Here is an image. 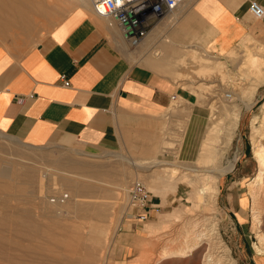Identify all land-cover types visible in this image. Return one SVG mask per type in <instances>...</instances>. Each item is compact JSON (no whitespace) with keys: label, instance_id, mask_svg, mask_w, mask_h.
Instances as JSON below:
<instances>
[{"label":"rangeland","instance_id":"obj_1","mask_svg":"<svg viewBox=\"0 0 264 264\" xmlns=\"http://www.w3.org/2000/svg\"><path fill=\"white\" fill-rule=\"evenodd\" d=\"M38 1L60 10L47 17L34 14L31 17L33 27L29 30L13 27L10 33L0 34V45L6 50L22 52L35 46L62 13L79 4V0ZM232 48L233 55L226 52L220 57L194 52L190 64L184 66V73L177 69L175 71L181 74L172 73L173 77L183 79L177 82L184 92L190 87L198 97L199 108L193 104L195 98L184 97V127H180L184 130V148L198 132L195 126L196 134L188 136V125L192 123L189 117L200 113L203 118L206 109V123L200 131L198 144L191 156L187 158L184 154V160L177 152L180 132L172 129L169 120L165 121H168V128L160 130L163 141L169 142L166 148L160 147V134L155 136L153 130L142 124L140 130H130L117 144L96 146L72 143L64 147L50 142L38 148L8 136L13 133L0 131V148L12 153L0 162V173L8 175L0 177V264H207L209 254L214 261L219 259L220 264H254V255L258 261L263 260L264 256L256 255L253 245H259L258 235L264 234V198L258 224L252 217L253 203L247 184L257 173L252 142L258 139L259 121L253 118L261 117L264 82L250 96L253 100L249 105L240 108L234 131L231 133L227 127L221 131L216 146L219 162L225 169L217 182L215 208L207 198L197 202L185 199V180L194 173L189 168L204 166L197 160L198 151L209 128L223 117L217 108L219 96L240 94L250 86L251 80L242 72V65L250 60L251 53L263 52L264 38L253 37L246 50L238 43ZM208 63L220 65L208 71ZM180 103L179 99L172 100L168 112H176L175 107ZM233 103L237 101L234 99ZM212 109L216 121L213 115L210 117ZM156 148L161 152L157 156L164 160L159 166L143 168L156 162ZM85 153H96L98 157ZM37 156L73 158L77 164L54 166L55 175L50 180L24 181L22 173L37 168L31 160ZM83 162L90 166H84ZM155 173L165 180H171L174 175L175 180L182 182L181 186L175 194L158 195L149 186ZM134 181L142 182L150 190L147 189L150 200L142 216H136L135 209L127 203V190ZM52 184L59 185L57 193L47 192ZM88 186L89 190L77 200V206L72 207L68 215L55 216L44 210L47 199L55 200L57 196L60 199L64 193L68 194L69 187ZM41 191L43 197L39 198ZM117 192L120 199L117 197L114 203ZM70 197L69 194L64 202ZM189 236H195L192 251L162 259L163 248L185 246V238ZM262 247L264 249V243Z\"/></svg>","mask_w":264,"mask_h":264},{"label":"crops","instance_id":"obj_2","mask_svg":"<svg viewBox=\"0 0 264 264\" xmlns=\"http://www.w3.org/2000/svg\"><path fill=\"white\" fill-rule=\"evenodd\" d=\"M249 1L184 0L136 46L96 15L89 0V5L79 3L62 13L35 46L14 52L0 45V131L36 146H96L117 144L142 124L160 134V147L166 148L160 130L168 128L169 120L180 132L178 155L188 158L207 117H189L190 123L200 122L184 148V97L191 100L192 95L172 73H184L194 52L220 57L237 43L251 46L253 37L263 39L264 15L252 17ZM254 1L264 8V0ZM178 99L177 111L169 113L170 102ZM159 148L154 160H164L157 156ZM252 261L264 264L255 255Z\"/></svg>","mask_w":264,"mask_h":264},{"label":"bare ground","instance_id":"obj_3","mask_svg":"<svg viewBox=\"0 0 264 264\" xmlns=\"http://www.w3.org/2000/svg\"><path fill=\"white\" fill-rule=\"evenodd\" d=\"M78 3L89 5L88 0H79ZM179 7H180V5H179ZM58 10H60L59 7L54 9V6H53V9H52V7H50V4H47V3H44V2H41L38 0H0V34L5 35L7 33H10V30L13 27H19L23 30H29L31 27H33L31 17L34 14H39V15H42L43 17L44 16L47 17L51 14L56 13V11H58ZM172 18L174 21V17H172ZM172 18L168 19V23L173 24ZM43 23H44V21H43ZM43 23H41V25ZM241 45L243 48H245V50L249 46V45H244V44H241ZM262 49H263V52L251 53L250 54V60L248 62H245L244 66L242 65V72L245 74L246 78L249 77V80H251L250 86L248 88H246V90H243V91L241 90L242 92L240 94L236 93V95H237L236 98H234L236 95L232 94V93H229V94L224 93V94H221L222 96L221 95L219 96L220 100H219V105L217 106V108H219V111L221 112L220 116H223V117L220 118V120L218 122H216V123L213 122L214 123V124H212L213 126H211L209 128L208 133L206 134L205 139L202 142L201 147L198 151L197 160L199 161V163L204 164V166H202V167L200 166L202 169H200L199 166H192L191 168H189L194 173L191 175V178L189 180H185V190H186L185 191L186 192L185 193V199L188 201L197 202L200 198H203V199L207 198V201H208V203H210V206H212L214 208L216 206V199H217V195H218L217 182H218L220 174L225 169V166L221 165L219 162V149L217 148L216 145L218 143V140L220 139L219 137H220V135L222 133L221 131L224 129V127H227V129L229 131H231V133L234 131V129L236 128V125H237V120L239 117L240 108L243 106L249 105V103L253 100L252 98H250V96L254 95L257 86L260 83L264 82V48H262ZM229 53H230V55L234 54L233 50ZM219 65L220 64H216V63H208L206 68L208 71H210L216 67H219ZM244 78L245 77H243V79ZM188 86H190V85L188 84ZM185 90H187L186 91L187 94L192 95L193 99L195 98L194 102L199 107V104L197 102L198 97H196V95H194V91L190 87L186 88ZM234 99L237 101V103H233ZM260 112H261L260 118L259 117L253 118L254 121H256V120L259 121L258 139H254L252 142V155H253V158L255 159L256 163H257V173H255L256 175H255L254 179L252 181L248 182V184H247L248 185L247 186L248 194H249L250 198L252 199V203H253V208H252L253 209V213H252L253 215H252V217H254L255 221L258 224L260 223V212H261L260 210L263 207L262 198H264V143L262 142L264 140V101L260 105ZM212 115H213V109L210 112V117H212ZM204 116H205V114H204ZM212 120L214 121V119H212ZM216 120H217V118L215 117V121ZM197 122H200V121L196 120L195 122L191 123V126H190V124L188 125L190 130L188 131L187 134L189 137H192L194 134H196L195 132H193V128H194L193 126H195V124L197 126L198 125ZM8 136H11V135H8ZM5 137H7V135H5ZM11 137H13V136H11ZM13 138L16 139L15 137H13ZM30 146L40 148V146H36V145H30ZM42 149H43V147H42ZM111 153H112V151L110 152V154ZM85 154H87V156H90L93 158L98 157V155L96 153H85ZM9 155H12V153L0 148V162H4V160ZM119 156L121 158V155H119ZM100 159H102V158H100ZM31 160L35 163L37 168L34 169L32 172L29 171L27 173H22V177H23L24 181H28V182H34V181H36L37 178L38 179L40 178L41 180H43L44 178L50 180L52 178V176L55 175V173L52 172V169L55 168L54 166L66 165V166L73 167L77 164V163L75 164V161L73 158L63 159V158L57 157V158H52V159H46L43 156L42 157L37 156V157L31 158ZM96 160H98V159H96ZM83 161H86V159ZM160 162H161V160H156V162L153 163L151 166H145L143 168L149 169V167L159 166ZM83 163H84L83 164L84 166H87V167L90 166V165H88L87 162H83ZM41 167L43 168V170L41 169ZM201 171H203V173H199ZM37 173H39V175H37ZM56 174H58V172ZM0 177H8V175H4V173H0ZM181 183H182L181 181L179 182V180L174 179V175H172L171 180H165L158 173H155L152 176L151 183L149 184V186H150V189L154 193H157L158 195H167V193H170V192L175 194L177 192L179 186H181ZM59 189H60L59 185L54 186L52 184V186L50 185V188L47 189V192L57 193ZM146 189H148V188L146 187ZM88 190H89V186L83 187V188L69 187L68 188V194L64 193L65 196H61L60 199H58L60 196H57L56 197L57 199H55V200L54 199L53 200L47 199L45 201V204H47V206H45V208H47V209H44V210H46L47 213L53 214L55 216H63L64 214L68 215L71 212L70 209L72 207L77 206V200L80 199V197L82 198L83 195ZM120 190H123V188H121ZM42 192L43 191L38 193L39 198H40V196L43 197ZM117 193L115 194L114 203L117 200V197H118V199H120V196H119L120 193L119 192H117ZM69 194L71 195L70 199H68L64 202V200L68 197ZM94 211H95V209H94ZM96 212H97V210H96ZM61 221H62V219H61ZM215 225H216V221H215ZM198 235L199 234H197V236ZM258 240H259L258 241L259 245H257L258 243L253 245L254 251H255L256 255L264 256V249L262 247V245L264 243V234H259ZM163 245H164V243H163ZM194 247H195V236H189V237L185 238V246H178L174 249L165 247V248H163V250H161L160 255H161L162 259L163 258L167 259V258L176 256V255H183V254L186 255L187 252L192 251L194 249ZM209 255L210 256H208V258L206 260L207 264H220L221 263V261H219V259L214 261V259H212V257H211V254H209Z\"/></svg>","mask_w":264,"mask_h":264},{"label":"built area","instance_id":"obj_4","mask_svg":"<svg viewBox=\"0 0 264 264\" xmlns=\"http://www.w3.org/2000/svg\"><path fill=\"white\" fill-rule=\"evenodd\" d=\"M93 12L108 20L119 30L121 37L130 45L136 46L145 37L150 27L163 15L170 13L183 0H89ZM248 13L255 18L264 15V8L251 0L247 4ZM67 86L68 81L62 79ZM32 95L30 94L29 97ZM173 98V96H171ZM149 191L139 182L134 181L127 190V203L142 216L150 200ZM65 196V194H63Z\"/></svg>","mask_w":264,"mask_h":264}]
</instances>
